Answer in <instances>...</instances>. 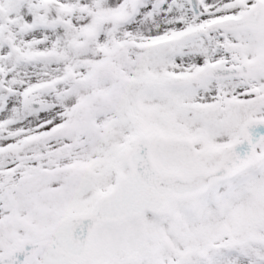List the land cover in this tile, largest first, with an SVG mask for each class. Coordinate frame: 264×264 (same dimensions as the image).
I'll return each mask as SVG.
<instances>
[{
	"label": "snow or ice",
	"instance_id": "obj_1",
	"mask_svg": "<svg viewBox=\"0 0 264 264\" xmlns=\"http://www.w3.org/2000/svg\"><path fill=\"white\" fill-rule=\"evenodd\" d=\"M0 264H264V0H0Z\"/></svg>",
	"mask_w": 264,
	"mask_h": 264
}]
</instances>
